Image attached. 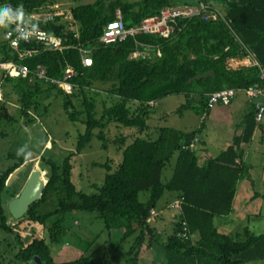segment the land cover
<instances>
[{
  "label": "trees",
  "instance_id": "obj_1",
  "mask_svg": "<svg viewBox=\"0 0 264 264\" xmlns=\"http://www.w3.org/2000/svg\"><path fill=\"white\" fill-rule=\"evenodd\" d=\"M54 2L0 0V7L10 5L16 9L22 6L25 15L46 13L52 16L51 20L39 16L23 18L21 22L60 37L64 46L57 51L44 49L32 41L20 43L18 50L34 52L17 58V53L3 39L9 26L7 21L6 27H0V62L21 64L29 72L22 78L0 71V116L7 123L16 120L8 112L9 100L13 98L17 116L26 124L44 116L50 101L60 96L66 118L83 126V132L76 137L74 152L65 155L59 163L50 160L49 149L41 152L38 161L45 170L46 182L40 198L28 206L19 221L38 224L45 230L46 241L59 244L66 233L62 221L67 214L94 213L108 234L115 231L119 235L118 243L132 237L123 264H136L138 256L154 245L159 247L162 256L158 264H245L264 259V233L254 235L243 227L231 236L218 232L212 221L214 217L232 212L237 184L244 179L250 181L249 166L243 162L241 146L251 140L257 125L254 115L261 100L256 99L243 115L239 123L241 131L232 136L231 144L216 156L205 158L201 164L193 150L182 148L199 134L201 126L190 132L157 128L155 137L151 138L146 124L152 113L148 102L165 96L186 98L179 110L188 107V99L194 97L203 119L209 110L207 93L248 86L264 91V80L258 78L257 67L232 68L228 61L241 60L249 53L259 64H264V0H220L222 19L202 21L193 17L177 21L180 30L174 31L170 38L139 34L110 45L99 43L97 38L105 23L114 19L116 10L123 25L128 27L157 14L160 8L169 5L168 0H94L70 7L68 19L53 15ZM200 2L213 8L207 0ZM145 48L151 49L148 56L131 57L135 51ZM78 49L86 50L91 60L89 66L81 64L82 55ZM66 66L73 73L68 79L72 88L69 93L35 76V70L42 68L47 77L57 79ZM210 71L213 76L188 82ZM105 83H109L104 90L108 102H102L97 111L89 94L97 96L98 92L92 87L98 88ZM111 97L116 101L109 103ZM110 125L127 130L125 134L106 139L105 131ZM1 136L4 133H0ZM92 137L101 142L102 149L108 144L116 146L120 158L112 171L107 161L99 164L105 170L103 181L93 187V193L85 194L76 190L70 180V160ZM52 144L53 141L48 143L49 148ZM173 155L171 175L161 181V171ZM6 157L14 158L15 162L0 172V232L13 237L11 260L28 264V260L36 257L43 264H92L84 253L72 261L54 262L43 237L31 236L23 242L19 234L12 232L6 223L8 213L2 203L18 193L27 176L26 168L33 161L8 184V177L25 159L13 153ZM141 192L146 193L143 202L138 200ZM164 192L173 194L178 205L173 208L170 204L172 230L157 245V233L151 226L157 219L155 215L151 221L147 219ZM255 196L253 193L251 198ZM183 226L185 237L180 236ZM141 245H144L142 250H134Z\"/></svg>",
  "mask_w": 264,
  "mask_h": 264
},
{
  "label": "rangeland",
  "instance_id": "obj_2",
  "mask_svg": "<svg viewBox=\"0 0 264 264\" xmlns=\"http://www.w3.org/2000/svg\"><path fill=\"white\" fill-rule=\"evenodd\" d=\"M93 1L55 0L51 8L54 10L53 13L55 15L62 16V19H68L69 15L67 12L70 7L92 3ZM207 1L210 6L222 13L220 0ZM168 4L194 5V2L193 0H168ZM145 49L146 51H141L144 56H148L151 53V49ZM108 87L109 83L102 84L98 88L92 87L93 90L98 92L97 96L89 94L96 104L97 111L100 109L102 102L105 104L108 102L107 92L104 91ZM74 101L76 100L73 99ZM109 101V103H113L116 98L111 97ZM186 101L187 99L182 95H169L155 101V106L151 108L153 117L146 121L148 125L147 133L149 137L154 138L157 128H171L177 131L190 132L195 130V128L197 129V126H201L199 136L203 147L195 151V155L199 154L203 158L214 157L227 146L228 138L230 137L227 133L231 132L227 130L226 134L223 135L219 125L220 121L226 118L227 115L231 117L232 122L236 121L251 105L257 102V100H248L242 93L237 92L228 105L215 104L209 107L206 116L200 121V107L194 97L188 99V107L179 110ZM60 104L61 98L58 96L50 101L47 113L44 116L35 118L25 124L22 122V118L17 116L13 98L9 100L8 112L16 120L7 123L4 117L0 116V133H4V136L0 137V172L15 162L14 158H7L6 154H18L21 148H25V153L18 155L25 160L18 167L19 170L23 171L24 167L33 161V166L39 168L42 173L45 170L39 163L38 157L45 148L49 149L47 155L55 163H59L65 155L74 152L76 137L83 132V126L78 124V122L68 120ZM257 124L263 129L262 134L257 133L251 142L241 147L243 162L249 166L248 173L250 177V181L244 179L238 184V191L242 194L243 199L239 198L233 204L234 211L232 208L230 214L214 217L212 220L217 231L223 234L232 236L235 232H240L243 227H246L254 235L264 233V116ZM126 130V128L122 127L116 129L110 125L105 131L106 134H104L107 139L108 137L112 138L122 135V133L125 134ZM45 141L48 143L53 141L54 144L49 148L50 145ZM100 145L101 142L92 137L79 154L71 157L70 180L76 190L82 193L91 194L94 192L93 187L102 183L105 170L99 164L107 161L110 171H112L115 164L119 161L120 156L115 151L116 146L108 144L106 149H102ZM173 164L174 155L162 169L161 181H165L170 177ZM33 166L32 168H34ZM30 169L31 166L26 168L25 172L28 174ZM17 174L15 173L7 179L8 184L18 176ZM253 193L256 196L251 198L250 196H253ZM145 197V192L138 194L140 202H143ZM173 197V194L164 192L155 205V210L159 212V218L155 223H151V226L155 228L157 233V245H160L165 237L171 233L173 216L166 205L167 201ZM7 199L9 200L10 198ZM2 204L6 208V201ZM19 220H12L9 215L6 217V223L11 226L13 233L20 235L21 241L25 242L31 236L43 237L54 262L72 261L84 253V255L90 257L92 264H123L127 258L129 247L132 245V237L127 238L122 243H118L119 235L115 231L108 234L94 213L73 212L67 214L62 221L66 233L59 244H52L46 241L45 230L38 224ZM12 244L14 245L12 235L0 232V264H20L11 260L14 254ZM143 246L141 245L137 249L134 247V250H142ZM158 248L154 245L145 250L138 256L136 264H157L162 257ZM245 264H264V259Z\"/></svg>",
  "mask_w": 264,
  "mask_h": 264
},
{
  "label": "built area",
  "instance_id": "obj_3",
  "mask_svg": "<svg viewBox=\"0 0 264 264\" xmlns=\"http://www.w3.org/2000/svg\"><path fill=\"white\" fill-rule=\"evenodd\" d=\"M194 5H166L159 9L158 13L155 15H150L142 18L137 24L125 27L120 19L119 11H115V17L113 20L105 23L103 26L100 35L97 38V41L103 45H110L116 42H121L128 37L133 38L139 34H149L155 35L162 38H170L173 36L174 31L178 32L180 30L177 27V21L188 20L193 17H199L202 21H215L217 19H222V14L215 8H211L206 4L200 2V0H195ZM55 15V14H53ZM41 16V19L51 20L52 16H48L46 13L38 14H27L23 18H38ZM8 29L3 35V39L6 41V44L9 48L17 53V58H23L29 56L34 51L30 50H18L17 47L20 43H30L36 42L41 44L44 49L48 50H57L61 51L64 46L60 37L51 35L50 33L41 30L30 28L25 26L21 21L8 23ZM176 28V29H175ZM26 30L25 35H21L17 31ZM80 54L81 64L83 66H89L91 64L90 58L87 56L86 50L78 49ZM157 53V52H156ZM142 51L138 50L132 53L131 57H136L141 55ZM158 54V53H157ZM229 64L232 68H237L239 66L252 67L255 66L258 69V78L264 80V64H259L251 54L247 53L241 60L229 59ZM0 71L9 76H20L22 78L27 77L28 70L25 66L21 64H16L12 61H2L0 62ZM73 75L72 69L69 66H66L61 74L60 78H49L45 75L42 68H37L35 70V76L38 79H42L48 84L54 85L62 90L64 93H69L71 91V84L68 82V79ZM240 92L248 100L260 99L261 103L257 106L254 121L258 123L264 116V91H262L257 86H248L246 88L235 89V88H224L217 91H213L206 94V105L211 107L215 104L228 105L233 99L234 95ZM1 99V96H0ZM154 102H148V105L151 107ZM198 142L197 137H194L191 142L182 148H187L189 150H194ZM178 205L177 201H173L171 206L176 208ZM155 215L153 210L149 211V217L147 221H151L152 217ZM183 225V224H182ZM180 236L185 237V227L183 226Z\"/></svg>",
  "mask_w": 264,
  "mask_h": 264
},
{
  "label": "water",
  "instance_id": "obj_4",
  "mask_svg": "<svg viewBox=\"0 0 264 264\" xmlns=\"http://www.w3.org/2000/svg\"><path fill=\"white\" fill-rule=\"evenodd\" d=\"M209 76H213L212 71L198 74L190 78L188 82ZM33 165L34 163L32 162L30 165L31 169L28 172L21 188L18 190V193L6 202V211L12 220L20 219L25 214L28 206L31 203L37 201L41 196V191L46 181L41 170L37 167H34ZM32 166L34 168H32ZM19 171V168L15 169L8 178H10L15 173L17 174ZM28 264L43 263L34 257L28 260Z\"/></svg>",
  "mask_w": 264,
  "mask_h": 264
},
{
  "label": "crops",
  "instance_id": "obj_5",
  "mask_svg": "<svg viewBox=\"0 0 264 264\" xmlns=\"http://www.w3.org/2000/svg\"><path fill=\"white\" fill-rule=\"evenodd\" d=\"M192 2V1H191ZM216 9V8H215ZM217 10V9H216ZM1 33V32H0ZM145 51H146V49H145ZM143 54V53H142ZM0 96H1V89H0ZM231 102V101H230ZM155 106V102L153 103V105L151 106V108H153ZM247 112V111H246ZM245 112V113H246ZM245 113H243V115L245 114ZM243 115H241L240 117H238L237 119H236V121H234V122H232V119H231V117L230 116H228L227 115V117L226 118H224V119H222L221 121H220V127H221V133L223 134V135H225L226 134V131L227 130H230V132L231 133H227V135L228 136H230L229 138H228V142H227V146L228 145H230L231 144V138H232V136H234V135H237V134H239L240 133V131H241V126L239 125V123L241 122V119H242V117H243ZM151 117H153V113H151V115H150V118ZM205 117V116H204ZM149 118V119H150ZM201 117H200V121H201ZM226 119V120H225ZM148 121V120H147ZM225 121V122H224ZM199 124H200V122H199ZM257 124V123H256ZM199 126H197V128H198ZM196 129V128H195ZM262 132H263V129L261 128V126L260 125H256V127H255V129H254V131H253V133H252V136H251V140H250V142L253 140V138H254V136L258 133V134H262ZM195 137H197V139H198V142H197V144H196V146H195V149L193 150L194 151V153H195V151H197V150H200V149H202V147H203V145H202V140H201V138H200V136H199V134L198 135H196ZM248 144V143H247ZM226 146V147H227ZM243 146V145H242ZM241 146V147H242ZM221 152V151H220ZM196 157H197V159H198V163L199 164H201L202 163V161L205 159V158H203V157H200V155L198 154V155H196ZM241 182V181H240ZM239 182V183H240ZM238 183V184H239ZM238 184H237V186H236V191H235V194H234V197H233V200H232V208H233V211H234V206H233V204H235V202L239 199V198H241V199H243L242 197V194H240V192L238 191ZM239 193V194H238ZM245 196H246V194H244ZM251 197V196H250ZM174 201V197L172 198V199H169L168 201H167V205H166V207H168L169 209H170V204L172 203ZM153 211L155 212V218L156 219H158L159 218V212L158 211H156L155 209H153ZM172 213V212H171ZM161 219V218H160ZM159 262L161 261V260H158ZM159 262H157V264L159 263Z\"/></svg>",
  "mask_w": 264,
  "mask_h": 264
},
{
  "label": "clouds",
  "instance_id": "obj_6",
  "mask_svg": "<svg viewBox=\"0 0 264 264\" xmlns=\"http://www.w3.org/2000/svg\"><path fill=\"white\" fill-rule=\"evenodd\" d=\"M25 15L24 9L22 6H18L16 9H13L10 5H6L4 7H0V27H6L5 22L8 23L22 21ZM21 35L26 34V30L20 31L17 29ZM25 153V148H21L18 154Z\"/></svg>",
  "mask_w": 264,
  "mask_h": 264
}]
</instances>
